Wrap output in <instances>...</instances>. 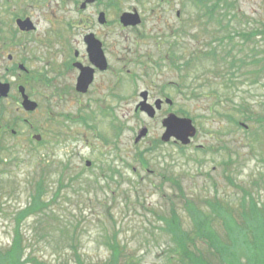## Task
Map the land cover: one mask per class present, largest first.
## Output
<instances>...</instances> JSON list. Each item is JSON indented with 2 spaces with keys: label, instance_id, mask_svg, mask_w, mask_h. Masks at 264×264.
Instances as JSON below:
<instances>
[{
  "label": "rangeland",
  "instance_id": "rangeland-1",
  "mask_svg": "<svg viewBox=\"0 0 264 264\" xmlns=\"http://www.w3.org/2000/svg\"><path fill=\"white\" fill-rule=\"evenodd\" d=\"M105 1H110L114 22L109 26L111 39L116 44L120 40L121 51L112 45L110 93L102 102L73 93L59 95L54 86L46 85L38 38L9 47L7 39H0V77L11 83L10 94L0 98V109H5L2 124L8 121L17 133L11 134V127L6 134L0 131V264H34L30 261L34 257L44 264H77V257L88 264H105L111 253L108 238L114 231L140 264H180L165 222L171 215L177 214L182 229L194 236L195 246L190 248L199 254V249L207 248L195 232L199 211L204 210L213 219L211 228L227 239L226 230L232 229L227 225L242 221L240 212L251 207L249 192L258 206L264 203V149L251 134L260 129L257 119L264 115L262 68L244 64L234 86L226 88L227 76L216 72L215 56L214 61L195 60V68L189 63L182 71L170 63L173 54L190 61L195 51L202 53L211 43L222 46L219 36L226 32L224 25L230 24L232 32L264 29V0H221L220 8L228 14L224 25L219 16L211 20L192 0ZM5 9L0 1V11ZM134 9L143 25L124 27L122 13ZM256 39L243 43L236 38L229 46L239 57L253 47L262 56L264 34ZM9 53L15 56L12 61ZM14 63H23L28 71L11 72ZM195 75L199 76L192 79ZM118 77L123 78L119 87ZM180 82L182 93L175 84ZM19 85L38 101L37 110L23 109ZM146 89H152L155 97L169 96L174 104L149 118L136 110ZM240 109L252 116L251 121L242 120L246 126L225 117L241 118ZM170 112L176 118H192L197 134L188 144L161 141L166 134L162 119ZM145 128L148 133L136 142ZM34 134L42 135V144ZM110 165L115 172L108 170ZM41 177L46 179L43 211L19 219L33 202ZM214 200H220L219 213ZM259 228L253 233L262 244L248 246L254 234L241 238L233 264H264V228ZM237 229L233 232H240ZM17 234L20 245L15 247Z\"/></svg>",
  "mask_w": 264,
  "mask_h": 264
},
{
  "label": "flooded vegetation",
  "instance_id": "flooded-vegetation-1",
  "mask_svg": "<svg viewBox=\"0 0 264 264\" xmlns=\"http://www.w3.org/2000/svg\"><path fill=\"white\" fill-rule=\"evenodd\" d=\"M0 1L6 8L5 12L0 11L3 14L0 17V39L4 41L7 39L9 47L28 37L38 38L40 41L38 48L41 51V60L44 65L43 70L46 73L43 82L46 85L54 86L59 95L67 96L73 93L76 98L96 100L97 102H102L103 98L107 97L106 94L110 93V75L114 68L112 55L115 52H112V45L118 50V53L121 51L120 40L116 44V40L111 39L109 32V26L114 24L109 16L110 1ZM95 6L98 11H94ZM74 13L77 16L73 18L72 14ZM143 22L141 17L139 25L129 26L138 28L143 25ZM124 27L127 26L124 25ZM2 44L4 45L3 42ZM165 56L166 59H169L168 53ZM7 57L9 61H12L15 56L9 53ZM121 61L122 59L119 58V62ZM18 69L28 71L23 63H14L9 68L11 72L15 73ZM0 81L9 84L11 91L10 82L3 81L1 77ZM122 81L123 78L118 77V87ZM70 87L73 90H67ZM143 91L145 92L143 97L150 104L155 105L157 101L162 100L159 110L161 112L166 110L165 106L173 105V101L172 103L168 101L169 96L162 94L155 97L152 89ZM0 119L2 121L5 119V110L0 112ZM6 123L5 132L8 131V126L12 125L8 121Z\"/></svg>",
  "mask_w": 264,
  "mask_h": 264
},
{
  "label": "trees",
  "instance_id": "trees-1",
  "mask_svg": "<svg viewBox=\"0 0 264 264\" xmlns=\"http://www.w3.org/2000/svg\"><path fill=\"white\" fill-rule=\"evenodd\" d=\"M197 2L199 5L202 6V9H205L206 14L212 18H215L219 16L218 21L221 22L222 25H224V17L228 16L226 9L220 8L221 0H192ZM230 16V14H229ZM221 25V26H222ZM224 28L226 29V32L224 35L219 36V41L222 44V46L215 45L213 43L210 44V47L202 50V53H199L200 50L195 51V56L190 59V61H178L175 54L172 55V58L170 60L171 65L175 69H179L180 71L184 70L186 68L185 62L188 64H191L192 68H195L197 63L196 61H199L201 58L212 60L214 61V56L217 62L216 72H221L223 74V78L227 76L226 84H224L227 87H230L233 85L234 78L236 77V73L240 68H243L244 64H258L260 67L258 69H261L259 72H264V55L260 56L259 50H256L254 47L252 48L251 52H248L244 57H239L240 55H237L233 52V47L229 46L231 43L236 42V38L240 39V42H255L257 39L256 37L259 35L264 34V29H258V28H251L250 30H244L242 28L237 29L235 32L230 31L231 26L230 24L224 25ZM228 40V41H225ZM177 43V41H176ZM175 43V44H176ZM172 47H168L169 49ZM220 52H223L221 54ZM169 53V52H168ZM264 53V52H263ZM196 60V61H195ZM225 64V65H223ZM219 65H223L222 67H219ZM257 70V69H256ZM191 74H193V71H191ZM199 75H195L192 77L197 78ZM183 83L180 82L179 89H182ZM234 86V85H233ZM225 88V89H226ZM212 91L218 93L219 90L217 88H211ZM221 92V91H220ZM197 94L194 93V96ZM242 105V104H241ZM241 110V109H240ZM3 109H0V112H2ZM242 112V110H241ZM243 114V112H242ZM226 118L231 119L233 122L237 124V126L240 127L242 125V120L244 121H251L252 116L250 115H244L241 118H236L232 114H226ZM235 118V119H234ZM258 124L260 125V129H255V131L251 132L252 137H254L258 142H261L263 144L264 149V115L260 114V116L257 119ZM141 159H143V153H141ZM108 170L115 172V170L110 165L108 167ZM104 169V174H107ZM119 170H117L118 172ZM46 179L44 177H41L35 186L34 194H33V202L30 206L26 207L19 213V219L28 216L31 212H42L44 203H43V197H44V191L46 183ZM250 200H251V207L247 211L240 212V216L242 217L241 220H236L235 224L227 225L231 227V230H226L227 239L223 238L217 230H214L211 228L213 219L208 216V214L202 210V212H198L200 215L199 219L196 220V228L195 232L198 236H202V239H204L207 248L206 250H198L200 253L197 254L194 250L190 248V245L195 246V238L194 236H191L188 231H185L182 229V227L179 225V222L177 220V214H173L170 216L169 219H166V226L168 232L173 236V240L176 243L175 251L179 252L178 254L180 258V264H233V258L232 255L235 256V250L238 246L239 240L247 235L254 234V238H252V242H247L249 247L258 246L261 245L262 242L255 241L256 233L253 228L263 229L264 228V203L262 206H258V203L256 202L255 196L249 192ZM222 202V201H221ZM213 207L216 210L217 204L220 203V200H214ZM48 205V204H47ZM209 207H211L209 205ZM231 210L232 208L229 207ZM212 210V207H211ZM245 210V206H244ZM217 213H219V210H216ZM175 213V212H173ZM213 214V211H212ZM216 216V215H215ZM234 216H236L234 212ZM234 228H238L237 231L240 232H233ZM236 236V237H235ZM224 241L229 242L228 244ZM121 241L118 239V232L114 231V234L111 236V239L108 238L107 245L109 246V249L111 251L109 258L105 261V264H140L139 260L134 258L133 255L128 253L127 251V245L120 243ZM15 247H18L20 245V237L16 236L14 244ZM13 248V247H12ZM74 250L77 251L76 247ZM16 250V249H15ZM14 249L8 252L7 258L8 260L10 257H13ZM248 261L250 260L249 252H247ZM34 264H44L43 262H39L36 257L32 258L30 260ZM77 264H88L80 257H77ZM10 264H20V262L13 263L10 261Z\"/></svg>",
  "mask_w": 264,
  "mask_h": 264
},
{
  "label": "water",
  "instance_id": "water-1",
  "mask_svg": "<svg viewBox=\"0 0 264 264\" xmlns=\"http://www.w3.org/2000/svg\"><path fill=\"white\" fill-rule=\"evenodd\" d=\"M121 21L125 25H129V24L136 25L140 22V17L138 13L125 12L121 16ZM19 90L23 96L22 104L25 107V109L28 111L35 110L38 106V103L29 98V96L26 94V90L24 86H20ZM9 91H10V85L4 84L0 81V95L7 96ZM143 95L145 96V92L143 93ZM140 105L142 109L143 110L145 109L151 116L154 115L155 112L154 108L151 105L147 104L146 101H142ZM164 124L167 127L166 134L163 136L164 141H169L172 136H175L176 139L181 140L183 143H188L190 137H193L196 133V128L194 127L190 119L169 117L164 121ZM144 132H146V130ZM36 138L40 139V136L37 135ZM90 164L91 162L88 161L87 165Z\"/></svg>",
  "mask_w": 264,
  "mask_h": 264
}]
</instances>
